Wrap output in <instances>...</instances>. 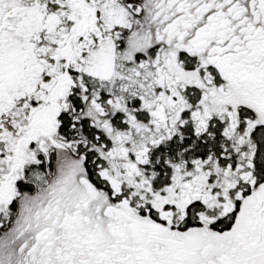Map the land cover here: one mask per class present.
I'll return each instance as SVG.
<instances>
[{
    "label": "snow or ice",
    "instance_id": "1",
    "mask_svg": "<svg viewBox=\"0 0 264 264\" xmlns=\"http://www.w3.org/2000/svg\"><path fill=\"white\" fill-rule=\"evenodd\" d=\"M0 264H264V0H0Z\"/></svg>",
    "mask_w": 264,
    "mask_h": 264
}]
</instances>
